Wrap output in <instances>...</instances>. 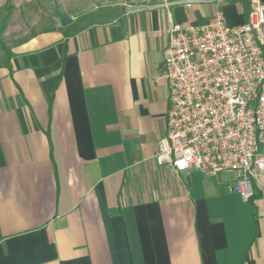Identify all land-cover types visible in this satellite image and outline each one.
Listing matches in <instances>:
<instances>
[{
  "label": "crops",
  "instance_id": "0c3cea01",
  "mask_svg": "<svg viewBox=\"0 0 264 264\" xmlns=\"http://www.w3.org/2000/svg\"><path fill=\"white\" fill-rule=\"evenodd\" d=\"M61 10L0 68V264H264V190L154 161L168 29L245 24L250 1Z\"/></svg>",
  "mask_w": 264,
  "mask_h": 264
},
{
  "label": "built area",
  "instance_id": "2783aa9c",
  "mask_svg": "<svg viewBox=\"0 0 264 264\" xmlns=\"http://www.w3.org/2000/svg\"><path fill=\"white\" fill-rule=\"evenodd\" d=\"M249 1L245 24L229 27L217 11L168 29L166 131L154 156L176 174H230L225 188L243 200L264 190V0Z\"/></svg>",
  "mask_w": 264,
  "mask_h": 264
},
{
  "label": "rangeland",
  "instance_id": "374dc122",
  "mask_svg": "<svg viewBox=\"0 0 264 264\" xmlns=\"http://www.w3.org/2000/svg\"><path fill=\"white\" fill-rule=\"evenodd\" d=\"M118 1L125 0H0V40L11 50L36 32L57 25L59 19L55 4L60 8L67 6L71 13L79 15L90 8L113 6ZM2 59L3 52L0 50V62Z\"/></svg>",
  "mask_w": 264,
  "mask_h": 264
},
{
  "label": "trees",
  "instance_id": "16d2710c",
  "mask_svg": "<svg viewBox=\"0 0 264 264\" xmlns=\"http://www.w3.org/2000/svg\"><path fill=\"white\" fill-rule=\"evenodd\" d=\"M7 8H11L10 5H7ZM6 7V5H5ZM5 20V19H4ZM3 24V23H2ZM0 50L3 52V59L0 62V68H9V61L12 58L13 54L10 49H8L3 42L0 40ZM254 197V196H253Z\"/></svg>",
  "mask_w": 264,
  "mask_h": 264
},
{
  "label": "water",
  "instance_id": "95a60500",
  "mask_svg": "<svg viewBox=\"0 0 264 264\" xmlns=\"http://www.w3.org/2000/svg\"><path fill=\"white\" fill-rule=\"evenodd\" d=\"M55 10L58 15V19L61 27H66L71 23V19L68 18L61 10L58 4H55Z\"/></svg>",
  "mask_w": 264,
  "mask_h": 264
}]
</instances>
